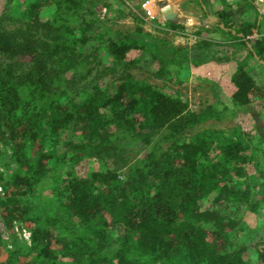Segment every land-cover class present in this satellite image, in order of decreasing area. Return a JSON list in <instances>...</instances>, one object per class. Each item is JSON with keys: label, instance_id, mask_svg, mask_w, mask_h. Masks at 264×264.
Returning <instances> with one entry per match:
<instances>
[{"label": "trees", "instance_id": "16d2710c", "mask_svg": "<svg viewBox=\"0 0 264 264\" xmlns=\"http://www.w3.org/2000/svg\"><path fill=\"white\" fill-rule=\"evenodd\" d=\"M85 1L18 0L0 12V160L5 154L10 166L9 174L0 171V210L8 209L10 220L31 221L33 264H264V227L253 242L257 261L248 262L237 222L213 208L220 200H250L237 185L248 174L245 163L252 161L264 177V166L247 154L248 138L227 136L222 127L195 131L224 109L210 102L192 110L128 72L146 52L160 62L156 75H164L168 62L240 59V50L264 62V36L248 44L254 24L225 21L220 13L240 49L202 39L190 50L172 44L163 50L160 39L139 26L112 34L93 30ZM92 39L98 44L88 46ZM231 81L235 105L263 99L241 61ZM110 120L118 122L114 132L107 131ZM256 129L264 138V127L256 123ZM138 142L144 157L131 166ZM87 156L105 167L67 176ZM41 184L51 195H33ZM211 193L213 202L205 205ZM93 221L111 224L117 240L95 225L93 232L76 228Z\"/></svg>", "mask_w": 264, "mask_h": 264}, {"label": "rangeland", "instance_id": "374dc122", "mask_svg": "<svg viewBox=\"0 0 264 264\" xmlns=\"http://www.w3.org/2000/svg\"><path fill=\"white\" fill-rule=\"evenodd\" d=\"M124 3H119L117 0H99L97 4H94L92 0L83 2L84 6L90 4L91 13L89 17L93 22V30L97 28H102L109 34H112L115 30L127 31L134 29L136 25L139 26L140 12L139 6L144 2L143 0H122ZM166 0H155L153 4L155 10H157L158 5L165 3ZM170 1V0H168ZM224 3V5L221 4ZM103 2H106L104 4ZM197 3V1L195 0ZM205 5L209 8L210 14L216 11L218 14H223L224 19L232 21L235 23L239 22V19L246 21H251L254 24L253 31L256 35L252 36L250 40L251 45L254 46L255 40L257 38L263 37L262 33L264 31V0H202ZM236 2V3H235ZM237 2L240 6H237ZM18 3V0H0V12L3 11V7L8 5L9 7H14ZM249 4L245 7L240 14L236 13V9H242L243 5ZM192 4V3H191ZM211 4L214 8H211ZM152 5V3H151ZM110 6V7H109ZM171 7L170 4L168 5ZM197 6V5H196ZM200 6V5H199ZM139 11H138V10ZM199 10V7L197 8ZM156 12V11H155ZM145 15L143 9L141 11ZM140 14V13H139ZM133 17V18H132ZM208 22L206 26V31L204 35L208 36L209 40H213L217 43L224 44L225 47L229 45L228 43L233 42H223L225 39H233L227 31L222 33L219 30V26ZM211 26H209L210 24ZM212 26L214 27L212 29ZM221 29V28H220ZM215 32V33H212ZM201 33V31H200ZM215 34V35H214ZM162 36V33L159 34ZM164 36V35H163ZM221 36V37H220ZM214 38V39H212ZM215 38L217 40H215ZM98 44L97 39L90 40L87 45ZM231 45H229L230 48ZM257 49V46H255ZM249 54V53H248ZM246 56L240 61L244 64L246 70L251 73L255 81L264 90V62L262 59L257 58L252 54ZM102 55L108 62L110 56L105 50H102ZM131 57L138 56V52L129 54ZM138 62L130 64L128 72L133 74L135 79L145 80L149 84H153L155 87L165 91L168 94L177 96L188 102L189 108L198 111L200 107H203L207 103L212 102L215 108L224 109V115L221 117L210 116L206 121L199 124L195 131L200 130L205 127H222L226 131L227 136H234L243 139V137L248 138V148L247 154L253 156L261 167L264 166V138L261 132L256 129V123L264 127V94L263 99H255L243 107L231 104V94L230 77L225 75V81H210L203 80V77H196L193 71H188L186 68L183 72V68H174L172 65L166 69L164 75H156L155 72L158 69V64L152 60L149 53L140 54ZM239 60L237 61L240 62ZM119 73L116 72L115 76ZM124 79H127L126 77ZM104 80V79H102ZM118 122L114 120L108 121L106 126L107 131L114 132L116 130ZM0 147L2 143L0 142ZM134 153L132 154L128 164L131 166H136L139 164L144 157L145 146L142 143H136L132 146ZM6 151H10L9 147L5 148ZM136 153V154H135ZM8 158L4 154L0 160V171L9 174ZM247 166L248 174L243 177L241 181L237 182L242 189H247L249 191L250 200L247 203H231L228 201L220 200L213 204V208L220 212L221 215L228 218H232L237 222L239 228V238L244 244H247L246 249L242 252V256L248 262L257 261V252L253 242L256 240L257 236L263 231L264 227V203L259 204L258 199H264V177L260 176L258 173V167L255 168L252 161L245 163ZM258 165V164H257ZM110 167L115 166L112 162L109 164ZM105 165L96 156H87L81 161L73 165L67 176L82 175L86 173L93 172L95 170L104 168ZM119 168V167H118ZM66 176V175H65ZM0 191H3L2 184H0ZM215 193H211L207 198H204L202 202L207 205L213 202ZM34 196H49L51 195V187H47L45 184H41L34 191ZM218 198L219 195H217ZM254 206H258L256 210L252 209ZM4 211L5 213L1 212ZM7 215V219L6 216ZM11 217L8 209L1 205L0 210V263L10 262V264H33L34 255L36 250L31 247V228L27 218L24 220L19 218L17 215ZM9 219V220H8ZM8 220V221H7ZM110 223V222H109ZM100 224V223H99ZM94 225L96 227L105 228L109 235H113V230L111 224L108 226H98L93 223L79 224L76 228L81 231H90L93 229ZM97 230L93 229L91 232ZM25 233H29L28 235ZM66 233V231H65ZM64 233V234H65ZM60 234V233H59ZM117 240L118 236L113 235ZM19 247L18 251L11 256L9 254L10 249Z\"/></svg>", "mask_w": 264, "mask_h": 264}, {"label": "crops", "instance_id": "0c3cea01", "mask_svg": "<svg viewBox=\"0 0 264 264\" xmlns=\"http://www.w3.org/2000/svg\"><path fill=\"white\" fill-rule=\"evenodd\" d=\"M119 3H124L122 0H117ZM126 1V0H125ZM144 1V0H143ZM153 1L155 0H150V2L145 3L142 2L140 4L139 9L140 12H138V15L140 16V21H139V27L142 29V31L149 33L152 37L151 38H156L160 39L158 42L161 44L160 49L162 48L163 50L166 49V47L170 44H172L175 47H180L184 49H192L198 42L202 39H208V36L204 35V31H206V26L208 25V22L204 21H210L211 23H214L215 25L219 26V30L222 33H225V29L222 28V24L219 22L218 18V12L216 11L215 13L209 12V8L205 5V3L201 2L202 0H166L165 3L168 5L170 4V11L174 12V20H168L165 18V14H162L163 16H159L158 19H151L149 18L146 14H142L141 11L143 9L144 12V7L147 6V4L152 3V7L155 8L157 5L153 4ZM192 3V4H191ZM225 3V2H224ZM224 3L221 4L224 5ZM236 3V2H235ZM199 7V10L196 9L197 6ZM200 5V6H199ZM225 6V5H224ZM237 6H240V3L237 2ZM249 4L246 3L243 5L242 9H236V13H239L245 8L248 7ZM153 8V9H154ZM211 8H214V6L211 4ZM156 9V8H155ZM154 9V10H155ZM138 10V9H137ZM158 10V8H157ZM157 10H155L157 12ZM139 11V10H138ZM140 13V14H139ZM145 13V12H144ZM168 13V12H167ZM133 18V17H132ZM227 19H225L226 21ZM245 20L239 19V22H242ZM250 21V20H249ZM169 22L175 23V25L170 24ZM250 23L253 24L252 20ZM210 24V23H209ZM237 24V23H236ZM210 24L209 26H211ZM138 25L134 27L136 29ZM214 27L212 26V29ZM221 28V29H220ZM254 25L252 26V32L247 36L248 44L251 45L250 40H252V36L256 34V32L253 31ZM201 31V33H200ZM231 32V31H230ZM230 32H227L230 34ZM264 32V31H263ZM162 33V36L158 35ZM215 33V32H212ZM254 33V34H253ZM139 34V33H138ZM164 35V36H163ZM215 35V34H214ZM232 37L233 35L230 34ZM252 35V36H251ZM148 36V35H146ZM150 38V36H148ZM221 37V36H220ZM214 39V38H212ZM215 40H217L215 38ZM223 42H233V43H228L229 45L232 44V46L227 45L226 51H230L232 49L237 50L240 49L241 47V41L239 38H233V39H225ZM242 52V57L244 58L246 56L247 50H240ZM236 54V53H235ZM248 54V52H247ZM250 55V53L248 54ZM240 59H234L230 58L225 61H219L215 58H210L206 60H202L199 63L193 62L191 60H183V61H176V62H168L165 64V69H168L171 65L174 68H183L181 69V72L185 70V68L189 71H193V74L196 77H203L201 79L203 80H210V81H218V80H223L225 81V75L230 77L231 81V74L235 70L237 61ZM158 64V67L160 66V62L158 63L157 60H153ZM251 74V73H250ZM252 76V75H251ZM235 89L234 84L231 81V86H230V94H231V104H234L232 101V93Z\"/></svg>", "mask_w": 264, "mask_h": 264}, {"label": "built area", "instance_id": "2783aa9c", "mask_svg": "<svg viewBox=\"0 0 264 264\" xmlns=\"http://www.w3.org/2000/svg\"><path fill=\"white\" fill-rule=\"evenodd\" d=\"M148 2H150V0H145V3H148ZM168 9H169L168 4L162 3V4L158 5V10H157V12H155L153 7L149 3V4H147V6L144 7V12L149 18L158 19L159 16H161V17L163 16L162 14H166ZM254 35H256V34H254ZM262 35L264 36V32L262 33ZM25 234H27V233H25Z\"/></svg>", "mask_w": 264, "mask_h": 264}, {"label": "water", "instance_id": "95a60500", "mask_svg": "<svg viewBox=\"0 0 264 264\" xmlns=\"http://www.w3.org/2000/svg\"><path fill=\"white\" fill-rule=\"evenodd\" d=\"M165 18L168 20H174V12H168L165 14Z\"/></svg>", "mask_w": 264, "mask_h": 264}, {"label": "bare ground", "instance_id": "6f19581e", "mask_svg": "<svg viewBox=\"0 0 264 264\" xmlns=\"http://www.w3.org/2000/svg\"><path fill=\"white\" fill-rule=\"evenodd\" d=\"M167 12H170V9H168V11Z\"/></svg>", "mask_w": 264, "mask_h": 264}]
</instances>
